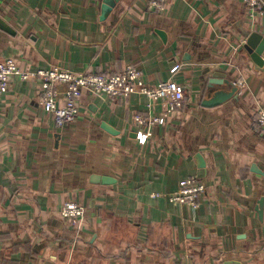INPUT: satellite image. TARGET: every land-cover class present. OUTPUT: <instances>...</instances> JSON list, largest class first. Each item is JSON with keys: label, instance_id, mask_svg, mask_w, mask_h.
Wrapping results in <instances>:
<instances>
[{"label": "crops", "instance_id": "crops-1", "mask_svg": "<svg viewBox=\"0 0 264 264\" xmlns=\"http://www.w3.org/2000/svg\"><path fill=\"white\" fill-rule=\"evenodd\" d=\"M149 1L117 0L102 20L103 0H0L10 31L0 28V62L77 74L132 65L147 87L174 81L184 92L183 108L140 145L134 116H163L166 101L82 91L75 120L58 129L40 82L10 78L0 97V264H264V135L254 128L264 74L242 50L249 34L264 37V15L251 20L244 0H166L160 13ZM237 81L243 92L205 105ZM188 177L206 188L196 210L168 200ZM65 202L84 209L79 229L61 219Z\"/></svg>", "mask_w": 264, "mask_h": 264}, {"label": "built area", "instance_id": "built-area-1", "mask_svg": "<svg viewBox=\"0 0 264 264\" xmlns=\"http://www.w3.org/2000/svg\"><path fill=\"white\" fill-rule=\"evenodd\" d=\"M244 2L251 20L264 15V0ZM165 3L166 0H150L148 8L160 13ZM12 77L21 81L33 79L40 82V105L45 112L53 115L58 129L75 120L78 114L77 100L82 91L108 100L141 94L152 101H166L167 109L163 116H134L137 127L136 140L140 145L146 143L150 127L163 125L169 114L181 110L184 106V92L176 82H160L155 88H149L143 83L141 72L132 65L114 74H77L59 68L27 72L20 70L12 58H7L0 62V97L7 92L9 79ZM234 87L240 94L245 89V83L237 81ZM254 128L260 135H264V110L257 112ZM205 189L200 180L188 177L180 181L177 190L168 200L174 205H186L196 210ZM60 216L69 226L79 229L83 224L84 209L74 202H65L60 209Z\"/></svg>", "mask_w": 264, "mask_h": 264}, {"label": "water", "instance_id": "water-1", "mask_svg": "<svg viewBox=\"0 0 264 264\" xmlns=\"http://www.w3.org/2000/svg\"><path fill=\"white\" fill-rule=\"evenodd\" d=\"M117 0H103V4L101 6V19L103 20L108 13L111 11V9L114 7ZM0 28L8 33L6 28L4 26L0 25ZM161 36L164 38V34L160 33ZM242 50L245 52V56L248 59V61L253 65L254 69L256 71H260L264 74V37L261 36L258 33H251L249 34L244 43L242 44ZM237 92V88H232L230 92L224 93V92H216L214 93L213 97L209 100H206L204 103L206 106H216L230 97H232ZM102 128L107 131L110 134H114V131L107 126L106 124H102ZM196 159L198 161L199 165H203L201 157L198 155L196 156ZM91 183H102V184H109L111 182L110 178L106 177H99L94 176L91 178ZM259 206H257L256 211L258 212L259 216L262 215V200L258 203Z\"/></svg>", "mask_w": 264, "mask_h": 264}]
</instances>
